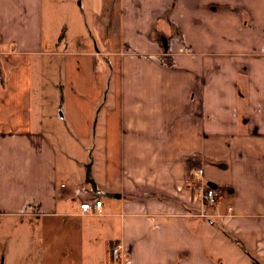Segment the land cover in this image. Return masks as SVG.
Masks as SVG:
<instances>
[{
  "label": "crops",
  "instance_id": "crops-1",
  "mask_svg": "<svg viewBox=\"0 0 264 264\" xmlns=\"http://www.w3.org/2000/svg\"><path fill=\"white\" fill-rule=\"evenodd\" d=\"M66 1L0 0V240L37 264H264V0Z\"/></svg>",
  "mask_w": 264,
  "mask_h": 264
},
{
  "label": "rangeland",
  "instance_id": "rangeland-1",
  "mask_svg": "<svg viewBox=\"0 0 264 264\" xmlns=\"http://www.w3.org/2000/svg\"><path fill=\"white\" fill-rule=\"evenodd\" d=\"M79 1H83V0L66 1L65 6L69 8L70 17L75 16L73 13V9H76V8L80 9ZM79 17L83 18V15L79 14ZM72 21L76 27V32H74V35H78V33L81 31V28L79 27V25L77 23V18H72ZM70 38L71 39L73 38L71 31H70ZM73 43H74V41H71V45H73ZM61 109H64V107ZM61 117L62 116L60 113L55 115V119H56V122L58 124L57 129H60V130L63 128L64 129L66 128V123H62L64 121L61 120ZM58 119L61 120V122ZM65 130L63 131V133L66 132L64 134H68L67 128ZM55 138H57L56 133H55ZM199 168H202V167L195 166V167L189 169L185 178H184V186H185V188H187L192 193L194 199H196V197H195L196 194H195V191L193 192V186L191 185L193 178L190 175V172L194 169H199ZM91 176H92L91 174H87V177H86L87 181L92 179ZM205 177H206V171H205V175H204V179H203L204 185H206L205 184ZM206 186H212V185H206ZM213 187H216V186H213ZM85 194L86 193H84V195ZM222 197L223 196H221L220 200H222ZM88 199H91V197L86 195L84 200H88ZM197 201L200 203L199 200H197ZM201 205H202V203H201ZM202 207L206 208L207 206L205 207L202 205ZM21 241H22V238L16 237V236L10 240H6V241L0 240V264H37V262H36L37 255L35 254V250H36L35 246L33 247V246H31L30 243H28L26 247H22ZM27 241H29V240H27Z\"/></svg>",
  "mask_w": 264,
  "mask_h": 264
},
{
  "label": "built area",
  "instance_id": "built-area-1",
  "mask_svg": "<svg viewBox=\"0 0 264 264\" xmlns=\"http://www.w3.org/2000/svg\"><path fill=\"white\" fill-rule=\"evenodd\" d=\"M193 180L191 185L193 186V192L195 191V197L202 203L203 206L210 208H216L221 201V196L223 190L220 187L206 186L204 185V175L205 171L203 168L194 169L190 172ZM92 181V180H91ZM88 186H91L92 198L84 200L80 204V210L84 214H94L101 213L103 209L102 193L97 189L94 182H87ZM87 192V191H85ZM232 211V208H229ZM122 252V245H116L112 250V254L115 260L120 259V254Z\"/></svg>",
  "mask_w": 264,
  "mask_h": 264
},
{
  "label": "water",
  "instance_id": "water-1",
  "mask_svg": "<svg viewBox=\"0 0 264 264\" xmlns=\"http://www.w3.org/2000/svg\"><path fill=\"white\" fill-rule=\"evenodd\" d=\"M90 182H92V181L90 180Z\"/></svg>",
  "mask_w": 264,
  "mask_h": 264
}]
</instances>
